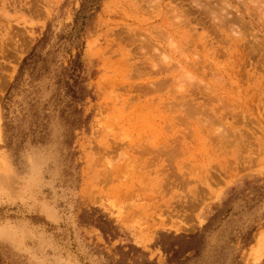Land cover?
Wrapping results in <instances>:
<instances>
[{"label":"rangeland","instance_id":"1","mask_svg":"<svg viewBox=\"0 0 264 264\" xmlns=\"http://www.w3.org/2000/svg\"><path fill=\"white\" fill-rule=\"evenodd\" d=\"M81 2L0 0V264H264V0Z\"/></svg>","mask_w":264,"mask_h":264},{"label":"trees","instance_id":"2","mask_svg":"<svg viewBox=\"0 0 264 264\" xmlns=\"http://www.w3.org/2000/svg\"><path fill=\"white\" fill-rule=\"evenodd\" d=\"M101 0H82L79 9L75 13L74 21H73V29L74 34H70L72 36L71 43L78 45V39L80 36V32L83 30V27L88 24L90 19L94 16L95 12L98 11L100 6ZM47 39V36L44 35L43 38L40 41H45ZM35 47L33 50L24 57L22 60V63L19 68V73H21L25 66H29L31 63H35ZM81 53L77 52L73 60L71 61V65L69 67L68 75L69 78L75 83V85H78V81H81L82 75V63L80 61ZM68 83L66 82V86ZM12 87V85H11ZM72 92V90H70ZM85 89L83 87L77 88V90H73V95H71V99L74 100V98H77L80 100L82 99V96L84 95ZM77 94L78 96H75ZM80 123V121H79Z\"/></svg>","mask_w":264,"mask_h":264}]
</instances>
